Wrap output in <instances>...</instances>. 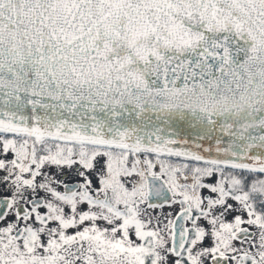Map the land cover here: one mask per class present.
Masks as SVG:
<instances>
[{"label":"snow or ice","instance_id":"obj_1","mask_svg":"<svg viewBox=\"0 0 264 264\" xmlns=\"http://www.w3.org/2000/svg\"><path fill=\"white\" fill-rule=\"evenodd\" d=\"M0 264H264V0H0Z\"/></svg>","mask_w":264,"mask_h":264}]
</instances>
